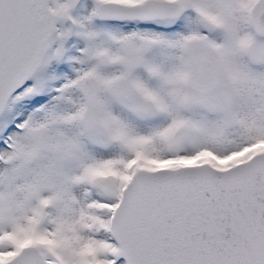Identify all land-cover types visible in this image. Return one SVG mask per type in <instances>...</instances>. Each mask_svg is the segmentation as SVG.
Wrapping results in <instances>:
<instances>
[{
    "label": "snow or ice",
    "instance_id": "obj_1",
    "mask_svg": "<svg viewBox=\"0 0 264 264\" xmlns=\"http://www.w3.org/2000/svg\"><path fill=\"white\" fill-rule=\"evenodd\" d=\"M0 264H264V0H0Z\"/></svg>",
    "mask_w": 264,
    "mask_h": 264
}]
</instances>
